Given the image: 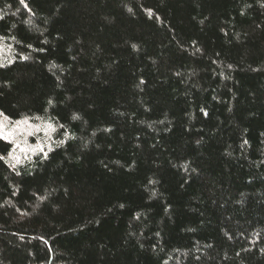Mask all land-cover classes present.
Here are the masks:
<instances>
[{
    "label": "trees",
    "instance_id": "obj_1",
    "mask_svg": "<svg viewBox=\"0 0 264 264\" xmlns=\"http://www.w3.org/2000/svg\"><path fill=\"white\" fill-rule=\"evenodd\" d=\"M0 118V264H264V0H0Z\"/></svg>",
    "mask_w": 264,
    "mask_h": 264
},
{
    "label": "rangeland",
    "instance_id": "obj_2",
    "mask_svg": "<svg viewBox=\"0 0 264 264\" xmlns=\"http://www.w3.org/2000/svg\"><path fill=\"white\" fill-rule=\"evenodd\" d=\"M0 124L4 127V133L0 136L11 138L15 143V152L13 157L16 160H20L22 157L30 155L31 152L41 148V145H34L29 140V137L33 133V128L30 127L31 125L29 122L24 123L23 121L21 123L13 124L0 118ZM9 133L11 134L9 135Z\"/></svg>",
    "mask_w": 264,
    "mask_h": 264
},
{
    "label": "snow or ice",
    "instance_id": "obj_3",
    "mask_svg": "<svg viewBox=\"0 0 264 264\" xmlns=\"http://www.w3.org/2000/svg\"><path fill=\"white\" fill-rule=\"evenodd\" d=\"M24 123H27V121H24ZM48 127L51 128V125H49ZM3 133H4V127H3L2 124H0V135H3ZM10 134H11V133H9V135H10Z\"/></svg>",
    "mask_w": 264,
    "mask_h": 264
}]
</instances>
